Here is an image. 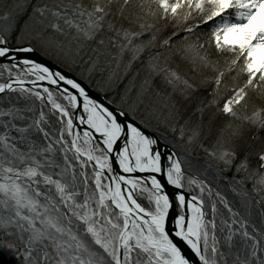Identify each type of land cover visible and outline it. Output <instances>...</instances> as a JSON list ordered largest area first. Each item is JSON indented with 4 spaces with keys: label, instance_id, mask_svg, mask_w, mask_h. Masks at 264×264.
<instances>
[{
    "label": "snow or ice",
    "instance_id": "1",
    "mask_svg": "<svg viewBox=\"0 0 264 264\" xmlns=\"http://www.w3.org/2000/svg\"><path fill=\"white\" fill-rule=\"evenodd\" d=\"M0 19L14 21L0 28V253L15 264H264V104L248 111L264 101V0H33L18 21ZM72 30L101 46L111 33L132 60L161 34L173 56L181 41L192 76L162 67L163 52L149 55L150 73L211 100L181 113L146 90L91 95L33 58L63 52ZM161 122L178 134L170 150Z\"/></svg>",
    "mask_w": 264,
    "mask_h": 264
},
{
    "label": "rangeland",
    "instance_id": "2",
    "mask_svg": "<svg viewBox=\"0 0 264 264\" xmlns=\"http://www.w3.org/2000/svg\"><path fill=\"white\" fill-rule=\"evenodd\" d=\"M33 0H0V17H2L3 13L6 11H11L17 5H19V10L21 12L12 15L16 17L17 21L24 17L25 10L28 9V4ZM85 3H90L91 0H84ZM13 6L9 8L8 6ZM13 24V20L4 21L0 19V28H2L5 24ZM74 34V30H72L68 35L65 37H60L61 40L65 42V49L63 52L60 51H52L49 50L48 52L38 51L39 53L43 54L46 58H49L48 54H53L60 59V64L64 66L66 69H71L70 66L75 67L77 71L81 72L85 77L94 80V77H97L98 82L94 80L97 86L104 90H107L112 93L118 92L121 96L128 94L131 98H135L136 95L141 92L142 90L148 89L151 93L146 94L145 100L146 102H151L154 107L161 108L165 103L169 106L173 102H176L177 108L181 113H185V109L194 112L193 108H196L200 105V102L190 105L191 101L194 100L184 99L181 95L179 90L173 91V88L165 82L164 74H155L150 73L148 68V62L143 61L144 58L149 59L150 46L145 50V53L141 55L139 59L132 60V52L126 51L123 54V57L120 55L119 45L113 47L109 41L108 36L112 35L111 33L105 32L103 34V38L105 39L104 45H99L94 41H76L72 39V35ZM97 49V51H93V49ZM150 50V52H149ZM148 53L146 54V52ZM55 52V53H52ZM155 52L157 49H155ZM178 54L173 56L172 53L169 54L166 58H163L164 61H160L162 67H171L177 71H179L182 75H186L191 77L192 73L190 72V65L183 60L181 57L183 55L182 52L178 50ZM48 55V56H47ZM142 59V60H140ZM147 59V61H148ZM61 61L63 63H61ZM64 64V65H63ZM68 65V66H67ZM74 65V66H73ZM109 65H111V70L113 71L114 75L108 71ZM130 65V66H129ZM67 66V67H66ZM134 69H139L138 73L135 74L136 77L139 78L140 81L137 85L135 82H130V73H133ZM7 76V73H4V77ZM129 79V80H128ZM148 81L149 83H145ZM0 82H3V78H0ZM197 84H199V78H196ZM140 85V87H139ZM151 87L152 91L149 89ZM203 87L197 89L200 91ZM138 89V90H137ZM97 91V90H96ZM99 92V91H98ZM100 93V92H99ZM101 94V93H100ZM3 95V94H2ZM0 95V96H2ZM14 96V94H12ZM185 96H189V93H185ZM210 100L211 96L208 95ZM260 101L261 103L264 102L259 98H254L251 103L254 105H258L256 102ZM39 103V101H37ZM205 102V101H204ZM39 105V104H37ZM249 111V110H248ZM252 110L249 111V113ZM190 113V112H188ZM206 122V119L204 120ZM199 120H194V123H198ZM153 124L156 123L155 120L152 121ZM178 126V125H177ZM160 127L162 130L166 131L168 141L171 145L172 142H176L178 139V134L174 136L172 133L168 132L165 128L163 122H161ZM208 124L205 125V133L207 132ZM249 135V134H247ZM163 141V140H162ZM199 157L202 159L204 158V152L201 149L196 150ZM147 193L140 194V202L144 205H147Z\"/></svg>",
    "mask_w": 264,
    "mask_h": 264
},
{
    "label": "trees",
    "instance_id": "3",
    "mask_svg": "<svg viewBox=\"0 0 264 264\" xmlns=\"http://www.w3.org/2000/svg\"><path fill=\"white\" fill-rule=\"evenodd\" d=\"M32 3L33 2H30V5L28 4V8L32 5ZM19 12H21V10H19V8H13L12 9V13H14V14H17V13H19ZM163 38H165V36H164V34H161V36L158 38V41H156V42H154V47L151 45L150 46V50H152L151 52H150V50H149V52H150V55H154L155 53H158V52H155V49H157V51H159V52H163V56L160 58V61H164L163 60V58H166L169 54H171V52H169V51H166V50H164L163 48H161V46H160V40H162ZM182 46V42L181 41H177V44H176V47H174L173 48V50H172V52H178V50H179V48ZM149 48V47H148ZM52 53H55V52H52ZM148 53V51L146 52V54ZM43 55V54H42ZM49 55V58H51L53 61H55V62H60V59H57V57L55 56V55H51V54H48ZM47 55V56H48ZM148 59V58H147ZM147 59L146 58H144L143 59V61H146V62H148L147 61ZM140 60H142V59H140ZM61 63H63L62 61H61ZM64 65V64H63ZM62 66V65H61ZM68 66V65H67ZM66 66V67H67ZM74 66V65H73ZM64 67V66H63ZM65 68V67H64ZM70 68L71 69H69L72 73H74L75 75H77L79 78H81V79H83L84 81H86L93 89H95V90H97V91H99L102 95H103V91L101 90V88H99V86H97L96 85V83L94 82V80H96V82H98V79H97V77H94L93 79L94 80H92V79H89V78H87V77H85L81 72H79V71H77L76 70V68L75 67H72V66H70ZM111 68V65H109V69H108V71L112 74L111 76H113L114 75V73H113V71L110 69ZM138 71H139V69H134V71H133V73H130L129 74V76H130V82H135V85H137L140 81H138L139 80V78L138 77H136L135 76V74L136 73H138ZM129 80V79H128ZM139 87H140V85H139ZM151 91H152V89H151V87L149 88ZM138 90V89H137ZM148 93H151L148 89H146V94H148ZM16 94H14V96H15ZM196 96H197V99H195L194 100V102L193 101H191V104L190 105H194V104H196V103H198V102H200V101H205V102H208V101H210V98H209V96H208V93H206L205 91H204V88H202L200 91L198 90V92L195 94ZM258 105L257 106H259V105H261V104H264V102H260L259 100L256 102ZM36 104H39L37 101H36ZM20 106H23V102L21 103V105ZM252 106H253V103H251L250 102V104H249V111L250 110H252ZM194 110H195V108H193ZM184 111H187V112H192V111H190V110H188L187 108L184 110ZM212 109H206L205 110V112H204V120L206 119V122H205V125L206 124H208L207 122H208V119H209V117L211 116V113H212ZM196 120H199V117L197 116L196 117ZM208 129V128H207ZM204 131H205V129H204ZM158 134V133H157ZM247 134H251V132H250V130L249 129H245V135L247 136ZM169 144H170V142H169ZM0 264H15V257L14 256H12V255H10V254H7V253H0Z\"/></svg>",
    "mask_w": 264,
    "mask_h": 264
},
{
    "label": "water",
    "instance_id": "4",
    "mask_svg": "<svg viewBox=\"0 0 264 264\" xmlns=\"http://www.w3.org/2000/svg\"><path fill=\"white\" fill-rule=\"evenodd\" d=\"M33 58L34 59H36L38 62H42V63H45L46 65H48V66H50L53 70H60V71H62V72H65L69 77H71V78H75V79H77L85 88H86V90H88L89 91V93L91 94V95H93V96H97V97H102L103 95L102 94H100L98 91H96L95 89H93L86 81H84L83 79H81V78H79L77 75H75L74 73H72L71 71H69V70H67L66 68H64V67H62V66H60L58 63H56L55 61H52V60H50V59H48V58H46L45 56H43L41 53H39V52H37V53H35L34 55H33ZM7 61H4L2 58H0V63H6ZM43 86L44 87H48V85L46 84V82H44L43 83ZM25 87H31V85L30 84H25ZM37 90H41L42 91V87H40L39 85H38V89ZM0 95H2V94H0ZM163 141H161V148H160V150L161 151H165L166 149L163 147ZM168 149L170 150L171 149V145H169L168 144ZM140 175H147V174H140ZM168 191H170V192H172V191H174V189L171 187V186H169L168 187ZM181 247L182 248H184V250L186 251V252H188V250H187V248L183 245V244H181ZM188 255H190V256H192L193 257V259H197V258H195L194 257V254H192V253H190V252H188Z\"/></svg>",
    "mask_w": 264,
    "mask_h": 264
},
{
    "label": "bare ground",
    "instance_id": "5",
    "mask_svg": "<svg viewBox=\"0 0 264 264\" xmlns=\"http://www.w3.org/2000/svg\"><path fill=\"white\" fill-rule=\"evenodd\" d=\"M53 61V60H52ZM56 63H58L60 66H61V64L59 63V62H56ZM63 67V66H62ZM68 70V69H67ZM70 71V70H69Z\"/></svg>",
    "mask_w": 264,
    "mask_h": 264
}]
</instances>
